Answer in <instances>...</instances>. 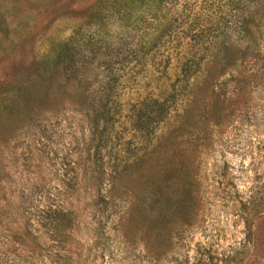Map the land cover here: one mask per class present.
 <instances>
[{
	"label": "rangeland",
	"instance_id": "1",
	"mask_svg": "<svg viewBox=\"0 0 264 264\" xmlns=\"http://www.w3.org/2000/svg\"><path fill=\"white\" fill-rule=\"evenodd\" d=\"M0 264H264V0H0Z\"/></svg>",
	"mask_w": 264,
	"mask_h": 264
},
{
	"label": "trees",
	"instance_id": "2",
	"mask_svg": "<svg viewBox=\"0 0 264 264\" xmlns=\"http://www.w3.org/2000/svg\"><path fill=\"white\" fill-rule=\"evenodd\" d=\"M156 19H158L157 21L158 22H160V21H162L161 20V17H158V18H156ZM156 19H154V20H156ZM214 24H216V22H214ZM215 26L216 25H213V24H206L204 27H202L201 29H198V32L201 34V32H203L204 30H215ZM194 32H196V30L194 31ZM155 33V32H154ZM152 37V36H151ZM63 46H64V48L67 46V43L66 42H64V44H63ZM180 58V57H179ZM185 65H187V62L185 63ZM188 65H190L189 63H188ZM154 100V102L155 103H157L159 106H160V108H159V112L158 113H160L163 109H164V102H163V100L162 101H159V100H157V99H153ZM139 110H141V113L140 114H142V115H145L146 116V118H147V120H149L150 118V113L151 112H143V109H139ZM147 122V121H146ZM188 194H189V189H188Z\"/></svg>",
	"mask_w": 264,
	"mask_h": 264
}]
</instances>
